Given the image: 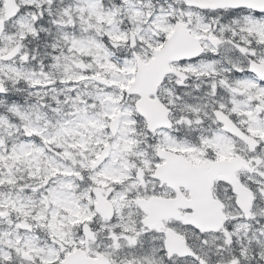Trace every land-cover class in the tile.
Here are the masks:
<instances>
[{
  "label": "snow or ice",
  "instance_id": "obj_1",
  "mask_svg": "<svg viewBox=\"0 0 264 264\" xmlns=\"http://www.w3.org/2000/svg\"><path fill=\"white\" fill-rule=\"evenodd\" d=\"M0 264H264V0H0Z\"/></svg>",
  "mask_w": 264,
  "mask_h": 264
}]
</instances>
